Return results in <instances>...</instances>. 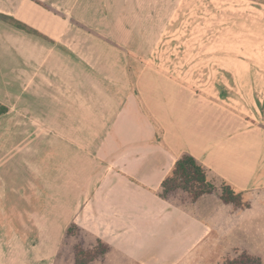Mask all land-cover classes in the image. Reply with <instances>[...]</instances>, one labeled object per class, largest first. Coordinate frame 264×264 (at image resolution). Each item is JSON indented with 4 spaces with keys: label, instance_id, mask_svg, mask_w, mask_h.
Here are the masks:
<instances>
[{
    "label": "rangeland",
    "instance_id": "obj_1",
    "mask_svg": "<svg viewBox=\"0 0 264 264\" xmlns=\"http://www.w3.org/2000/svg\"><path fill=\"white\" fill-rule=\"evenodd\" d=\"M0 50V99L10 107L0 115V166L24 170L26 192L32 197L35 183L43 198L4 209L18 235L0 255L8 264H75L76 247L97 246L71 221L64 192L48 206L44 179L59 167L49 141L72 134L96 166L101 138L137 94L141 71L183 75L221 99L252 89L264 112V0H0ZM34 168L48 174L34 177ZM89 264L123 261L107 251Z\"/></svg>",
    "mask_w": 264,
    "mask_h": 264
},
{
    "label": "crops",
    "instance_id": "obj_2",
    "mask_svg": "<svg viewBox=\"0 0 264 264\" xmlns=\"http://www.w3.org/2000/svg\"><path fill=\"white\" fill-rule=\"evenodd\" d=\"M1 54L0 97L6 87ZM182 79L151 68L141 71L138 92L128 95L101 138L94 167L88 146H78L72 134L51 137L49 150L58 145L54 156L59 167L44 179L48 206L64 192L71 221L107 244L109 254L123 264H220L243 251L264 264L259 251V241H264L262 97L237 87L239 98L221 99ZM0 103L9 112V104ZM186 154L206 168L214 191L196 200L183 192L161 197L162 181ZM46 174L37 168L32 172L40 178ZM24 176V170L0 166V255L8 240L18 236L14 231L10 235L4 209H24L43 199L35 183L29 196ZM223 182L241 193L244 206L221 199ZM73 192L79 193L76 202ZM0 264L8 263L3 259Z\"/></svg>",
    "mask_w": 264,
    "mask_h": 264
},
{
    "label": "trees",
    "instance_id": "obj_3",
    "mask_svg": "<svg viewBox=\"0 0 264 264\" xmlns=\"http://www.w3.org/2000/svg\"><path fill=\"white\" fill-rule=\"evenodd\" d=\"M5 112H7V108L0 105V115ZM214 189L215 185L209 180L206 168L194 157L186 154L176 160L172 171L162 181L160 196L167 199L174 193L183 192L190 199L196 200L204 194L213 192ZM220 190V197L224 202L232 203L235 206L245 205L241 193L234 191L229 184L223 182ZM108 250V245L100 239H97V246L91 250L76 247L75 264H89ZM220 264H262V261L258 256L243 251Z\"/></svg>",
    "mask_w": 264,
    "mask_h": 264
}]
</instances>
